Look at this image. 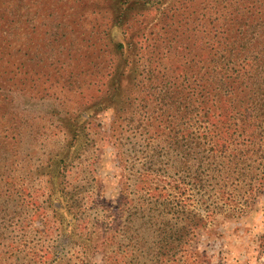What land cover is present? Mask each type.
<instances>
[{"label": "trees", "instance_id": "16d2710c", "mask_svg": "<svg viewBox=\"0 0 264 264\" xmlns=\"http://www.w3.org/2000/svg\"><path fill=\"white\" fill-rule=\"evenodd\" d=\"M25 1L0 0V31L11 26L7 22L14 27ZM53 1L60 7L69 1L67 7L78 12L102 8L98 23L113 68L104 76L106 89L96 90L95 103L84 105L75 117L58 116L65 134L59 147L23 162V156L17 157L19 135L13 134L10 142L0 140V229L22 215L10 188L4 187H13L16 176L24 174L46 187L34 214L57 224L53 229L65 241L55 245H77L88 256L94 236L78 226L87 209L75 202L69 179L74 160L87 145L82 115L94 110L109 111L117 140L130 139L131 150L137 147L135 152L142 153L130 159L129 148L121 144L123 154L118 155L129 173L144 183L153 175L169 184L150 187L149 198L132 200L125 217L114 215L102 264H116L121 247L127 249L120 251L128 257L125 264H155L165 245L160 261L174 260L180 251L188 253L191 235L210 218L246 216L264 195V0ZM52 2L41 1L46 9ZM10 8L19 11L17 16L9 14ZM79 27L74 24L69 31L77 35ZM54 35L63 51L64 33ZM19 45L11 41L3 48L9 47L12 56ZM19 65L12 57L0 58V79L3 68L18 72ZM13 87L23 99L49 95L28 77ZM6 118L4 111L0 131L9 128ZM15 163L25 172H12ZM128 187V182L120 186L117 210ZM61 256V249L53 250L44 263L65 264Z\"/></svg>", "mask_w": 264, "mask_h": 264}, {"label": "rangeland", "instance_id": "374dc122", "mask_svg": "<svg viewBox=\"0 0 264 264\" xmlns=\"http://www.w3.org/2000/svg\"><path fill=\"white\" fill-rule=\"evenodd\" d=\"M41 1L45 0L25 1L20 15L19 11L14 12L10 8L9 14H18L17 22L13 23L14 27L7 22L11 26L0 31V58L12 57L16 64H22L19 66L24 68H19L21 71L18 72L1 68L4 79H0V100L9 85L14 83L16 87L20 80L27 77L36 80L41 91L49 94L42 100L37 97L23 99L19 95L16 97L12 86L5 104L0 105V114L6 112L9 124V128L6 125L7 128L0 131V140L10 142L13 134L19 135L22 145L17 157L23 156V162H28L34 154L40 155L63 144L65 134L60 129L58 116L67 114L75 117L84 110V105L95 103L98 100L96 90L106 89L103 86L104 76L113 68V59L109 58L106 37L100 26L102 8L92 7L91 11L78 12L67 7L69 1L60 7L55 4L56 1L48 0L52 2L49 10L42 6ZM74 24L81 26L76 30L77 35L69 31ZM59 31L60 36L64 33L63 38L60 37L63 51L53 38ZM116 37L120 38L118 34ZM11 41L14 44L19 41L21 48L15 49L12 56L8 54L9 47L3 48ZM70 61L71 64H68ZM24 70L27 74L23 76ZM110 117L109 111L94 110L82 115L85 118L83 125L87 145H83L70 169V188L75 202L80 208L87 209L78 226L86 234L92 231L94 248L85 256L77 245H55L57 240L65 241L53 229L57 224L45 222L42 215L37 217L34 214L36 206L43 200L46 187L41 180L21 174L16 176L13 187L8 186L9 183L4 187L10 188L15 207L23 210L21 216H16L17 221L10 223L7 229H0V264H46L44 260L58 249L62 252V263L102 264L105 235L111 233L108 226L114 215L117 213L125 217L132 200H137L139 196L149 198L147 191L150 187L169 185L164 177L154 178L151 175V182L144 183L137 175L128 172L118 155L123 154L121 144L129 148L130 159L142 153L135 152L137 147L131 150L130 139L117 140V127L111 125ZM16 166L17 169L12 172H25L19 169L21 165L15 163ZM127 177L131 179L126 181ZM127 182L126 201L117 210L115 199L120 186ZM190 243L192 247H189L188 253L180 251L174 260L166 258L163 262L160 259L166 252V245L161 243L165 247H161L155 264H264V195L242 218L219 215L210 218L203 229L191 235ZM123 249L126 248L121 247L120 251ZM191 250L196 251L194 256H190ZM120 251L116 264H125L128 257Z\"/></svg>", "mask_w": 264, "mask_h": 264}]
</instances>
